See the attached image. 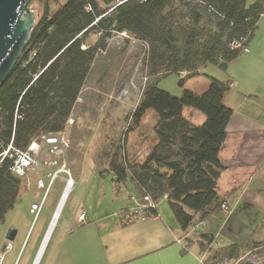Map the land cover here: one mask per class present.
<instances>
[{
  "label": "trees",
  "instance_id": "obj_1",
  "mask_svg": "<svg viewBox=\"0 0 264 264\" xmlns=\"http://www.w3.org/2000/svg\"><path fill=\"white\" fill-rule=\"evenodd\" d=\"M39 2L42 12L29 41L0 83L4 147L11 142L25 149L33 137L65 129L95 52L112 33L127 32L148 45L146 65L152 77L181 72L191 77L209 63L225 69L238 58L241 49L230 43L246 35L249 40L264 14V0H128L113 10L104 0ZM180 6L188 13V23L176 20ZM90 33L99 35L97 43L82 48ZM158 80L147 84L132 114L139 124L147 110L154 111V144L140 162L131 160L127 151L123 162L113 157L110 172L116 184L129 178L137 195L158 201L167 194L168 206L185 233L222 202L217 192L223 170L219 152L232 111L223 103L226 84L215 78H209L202 93L183 89L180 96L158 88ZM184 80L179 79L180 87ZM185 107L202 112L204 122L195 124L184 117ZM10 167V159L0 162V224L25 189ZM205 241L204 249L210 239Z\"/></svg>",
  "mask_w": 264,
  "mask_h": 264
},
{
  "label": "crops",
  "instance_id": "obj_2",
  "mask_svg": "<svg viewBox=\"0 0 264 264\" xmlns=\"http://www.w3.org/2000/svg\"><path fill=\"white\" fill-rule=\"evenodd\" d=\"M247 46L248 53L241 54L225 69L219 68L218 72L211 70L198 89H190L194 93H202L208 86L209 78L227 86L223 103L232 114L219 152L223 170L218 179L217 192L221 201L229 205L232 214L227 217L217 208L203 219L205 224L201 231L190 235L180 229L170 208L161 209L160 204L156 213L127 222L123 217L129 215L132 207L129 197L136 192L130 180L128 187L133 190L116 212L92 217L87 214L85 221L80 223L78 216L83 212L80 211L58 230L57 226L54 228L57 216L37 264H208L225 257H241L250 250L247 247L264 243L263 238L241 241L233 248H214L224 228L231 235L264 236V14L258 20ZM200 71L201 68L198 73ZM201 119L198 122L189 120L201 124L204 122ZM127 153L131 160L139 162V151L133 154L129 149ZM32 178L34 176L31 177V185L28 188L25 186L27 189L23 191L33 199L28 204L29 214L30 204L37 201L40 192ZM120 186L116 184L115 201L119 200ZM16 206L6 214L10 225L17 222L20 215L14 213ZM54 235V243L45 259ZM206 238L210 239V243L204 249ZM20 249L15 250V257H18Z\"/></svg>",
  "mask_w": 264,
  "mask_h": 264
},
{
  "label": "rangeland",
  "instance_id": "obj_3",
  "mask_svg": "<svg viewBox=\"0 0 264 264\" xmlns=\"http://www.w3.org/2000/svg\"><path fill=\"white\" fill-rule=\"evenodd\" d=\"M253 1L248 0V2ZM29 8L34 12L37 20L42 12L39 0H31ZM177 13L178 22L188 23L189 16L185 8L180 6ZM98 38V34L90 33L83 38L84 47L93 46ZM102 42L103 47L101 46L95 52L85 84L70 114L71 122L65 126L69 146L66 149L65 158L60 160V163L65 162V170L69 171V175L63 173L62 176L66 179L70 177L73 186L54 226V228L57 226V230L66 221L75 218L80 211L92 217V215L116 212L125 204L130 190H133L128 187L130 179L121 184L119 200L115 201L117 188L109 164L113 157H116L118 162H123L126 151L129 149L133 154L139 151L137 155L140 157L137 158L140 162L155 142L153 138V127L156 122L154 111L147 110L139 124H135L132 117L148 83L159 79L158 88L173 96H180L183 89H198L207 79L205 75L211 70L220 71L218 66L209 63L201 68L200 73L191 77H188V74L152 77L146 65L147 44L127 32L112 33ZM181 78L185 79L183 87L178 84ZM183 116L195 122H198L200 117L202 121L205 120L202 112L190 107L183 109ZM44 180L47 183V180ZM135 189L138 190L136 187ZM63 190L64 181L57 180L49 189L41 212L35 220L33 215L28 213V204L33 199L31 195L23 192V197L14 211L15 214L20 213L17 222L10 225L8 216H5L4 222L0 224V253L7 241L5 234L8 228L13 227L16 230L15 238L10 241L11 249L5 251L2 264H32L44 237V235L42 237L43 231L53 219ZM42 195L43 191L40 190L37 201ZM166 206L169 207L166 200L160 203L161 209ZM263 238L264 236L260 235L254 237L231 235L227 232V228H224L214 248H218L217 250L233 248L241 241H259ZM54 239L55 235L50 242L45 259L52 248ZM18 248H21L20 253L18 257H15ZM247 248L250 250L241 257L235 259L225 257L208 264H264V243Z\"/></svg>",
  "mask_w": 264,
  "mask_h": 264
},
{
  "label": "built area",
  "instance_id": "obj_4",
  "mask_svg": "<svg viewBox=\"0 0 264 264\" xmlns=\"http://www.w3.org/2000/svg\"><path fill=\"white\" fill-rule=\"evenodd\" d=\"M128 0H112L109 4V10L115 9L118 5ZM139 2H145L146 0H138ZM90 10V8H86ZM101 18V17H99ZM98 18V19H99ZM126 33V32H122ZM249 35L239 38L238 40L230 43L231 47L241 49V54L249 52L247 46ZM82 48H85L84 46ZM181 76L186 75V72H181ZM71 119L67 120L66 124H69ZM69 146V139L65 134V129L56 133L40 134L33 137L25 149H19L12 146L11 142L4 147L0 141V162L5 158L11 160L10 170L12 174L20 179L22 183L28 188L31 185V177L35 178V186L38 190L43 191V195L39 201L30 204V213L36 219L42 209L44 199L46 198L49 189L57 181H64V191L69 187L73 186L72 179L64 178L63 173H68L65 170L64 164L60 163V160L65 158L66 149ZM47 183H45V180ZM61 194L60 196H62ZM168 195L164 194L158 201L152 200L149 195H137L136 193L131 194L129 200L132 204L129 215L123 217L124 221H131L133 219H140L147 216L148 212L156 210L157 206L164 200H167ZM218 209L222 211L227 217L232 214V210L226 202H221ZM86 219V214L82 212L78 216V222L83 223ZM204 220H198L192 223L188 230L185 232L186 235L198 233L203 228ZM12 243L6 241L2 247V253H0V264L4 260L5 251L10 250Z\"/></svg>",
  "mask_w": 264,
  "mask_h": 264
},
{
  "label": "water",
  "instance_id": "obj_5",
  "mask_svg": "<svg viewBox=\"0 0 264 264\" xmlns=\"http://www.w3.org/2000/svg\"><path fill=\"white\" fill-rule=\"evenodd\" d=\"M111 1L104 0V3L108 4ZM30 3L31 0H0V83L6 79L29 41L35 24V14L29 8ZM55 217L56 213L53 215V218ZM50 225L51 222L32 264L37 258ZM15 235L16 230L9 229L6 239L13 241Z\"/></svg>",
  "mask_w": 264,
  "mask_h": 264
},
{
  "label": "bare ground",
  "instance_id": "obj_6",
  "mask_svg": "<svg viewBox=\"0 0 264 264\" xmlns=\"http://www.w3.org/2000/svg\"><path fill=\"white\" fill-rule=\"evenodd\" d=\"M68 193H69V187L66 188V191H64V193H63V192L61 193V194H63V196H60L59 204H58V206H57V208H56V211H55V213H56L57 216H59V214H60V211H61V209H62L63 203H64V201H65V199H66ZM56 218H57V217L53 218L52 221H51L50 228H49V230H48V232H47V234H46V237H45V239H44V242H43V244H42V246H41V249H40V251H39V253H38V255H37V258H36L34 264H37L38 261H39V258H40V256H41L42 251H43V248H44L43 246H44V244L46 243V241H47V239H48V237H49V235H50V233H51V231H52V228H53V226H54V221H55Z\"/></svg>",
  "mask_w": 264,
  "mask_h": 264
}]
</instances>
